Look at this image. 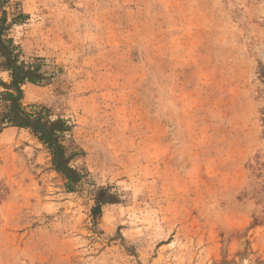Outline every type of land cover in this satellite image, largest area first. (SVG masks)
Here are the masks:
<instances>
[{"label": "rangeland", "instance_id": "rangeland-1", "mask_svg": "<svg viewBox=\"0 0 264 264\" xmlns=\"http://www.w3.org/2000/svg\"><path fill=\"white\" fill-rule=\"evenodd\" d=\"M0 36L79 174L0 86V264H264V0H0Z\"/></svg>", "mask_w": 264, "mask_h": 264}, {"label": "trees", "instance_id": "trees-1", "mask_svg": "<svg viewBox=\"0 0 264 264\" xmlns=\"http://www.w3.org/2000/svg\"><path fill=\"white\" fill-rule=\"evenodd\" d=\"M0 58H2L1 67L3 71L8 73L10 79L7 85L0 82V86H6L8 91L6 96L10 103L7 113L2 118V122L14 127L31 130L47 146L55 170L67 180V187L73 189V184L79 180V174L68 166L63 146L58 140V134L67 131V126L61 120H42L39 115L27 114L20 106L22 98L21 86L26 83L36 84L41 80V76L36 70L37 68L23 63L18 64L12 42L10 40H2L1 36ZM101 203V201H97L96 210L93 211L94 215L99 213Z\"/></svg>", "mask_w": 264, "mask_h": 264}]
</instances>
